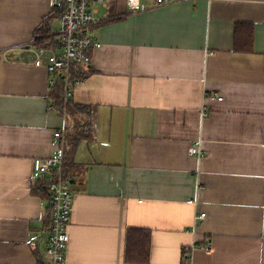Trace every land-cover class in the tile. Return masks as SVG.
Here are the masks:
<instances>
[{"label":"crops","instance_id":"0c3cea01","mask_svg":"<svg viewBox=\"0 0 264 264\" xmlns=\"http://www.w3.org/2000/svg\"><path fill=\"white\" fill-rule=\"evenodd\" d=\"M52 6L0 0V264H44L51 219L33 161L73 127L49 98L55 75L33 65ZM99 18L92 74L72 93L89 110L71 159L66 264H129V229L151 233L149 264H264V0L143 1L136 12L116 0ZM237 24L253 26L249 53L235 51ZM198 140L200 160L189 155Z\"/></svg>","mask_w":264,"mask_h":264},{"label":"built area","instance_id":"2783aa9c","mask_svg":"<svg viewBox=\"0 0 264 264\" xmlns=\"http://www.w3.org/2000/svg\"><path fill=\"white\" fill-rule=\"evenodd\" d=\"M116 0H65L67 10L59 22V29L54 33L59 35L60 49L34 48L33 65L46 67L56 76L62 75L65 84L63 107L60 113L68 118V105L72 102L71 75L75 66L90 67L92 65V53L101 48V43L92 35V30L100 23V8L108 9ZM143 1H152L156 6H164L183 0H125L127 9L131 12L138 11ZM55 6L58 0H51ZM56 83L54 77L51 84ZM80 82H77L78 85ZM51 111L55 108L50 107ZM208 109L203 108L202 115H207ZM93 121V120H92ZM91 121L90 128L97 129V124ZM70 124H66L55 131L52 146L55 154L49 158H36L33 161L32 181L39 182L46 179L49 185L51 209V225L48 228V236L42 247L41 255L44 264H66V249L70 243L68 227L72 221L73 201L75 197L74 178L65 171V157L67 147V133ZM189 155L202 159L205 155L202 149V141L193 143L189 149ZM43 205L45 203L43 202ZM207 219V213H196V224H202ZM197 246L186 249V253L193 254ZM203 250L211 252L212 246L208 244ZM188 255V256H189ZM188 258V257H187Z\"/></svg>","mask_w":264,"mask_h":264},{"label":"trees","instance_id":"16d2710c","mask_svg":"<svg viewBox=\"0 0 264 264\" xmlns=\"http://www.w3.org/2000/svg\"><path fill=\"white\" fill-rule=\"evenodd\" d=\"M67 10L65 0H58L48 16H46L39 27L34 33V48L45 49H60L59 35L54 33V26L59 23L63 18ZM110 20L109 22H112ZM254 43V29L249 24H237L235 30V51L239 53H249L252 51ZM92 74V67L75 66L71 75L72 88L76 86L77 82H84ZM56 83L51 86L49 98L53 105L58 110H61L64 102L65 84L62 79V75L56 76ZM89 107L74 105L69 103L68 114L69 120L72 121L73 127L68 132V145L65 157V171L68 175L71 174L73 154L76 151L80 140L82 139V133L84 130V124L81 119L78 118L80 113L87 112ZM33 193L43 200L46 205L47 219H51V209L49 204V185L46 179H42L33 188ZM51 225V220H50ZM49 225V226H50ZM151 253V233L145 230L129 229L125 238V261L129 264H149ZM39 256V254L37 253ZM40 258V256H39ZM44 263V261H43Z\"/></svg>","mask_w":264,"mask_h":264},{"label":"rangeland","instance_id":"374dc122","mask_svg":"<svg viewBox=\"0 0 264 264\" xmlns=\"http://www.w3.org/2000/svg\"><path fill=\"white\" fill-rule=\"evenodd\" d=\"M55 29H59V23H56L55 26H54V30Z\"/></svg>","mask_w":264,"mask_h":264}]
</instances>
